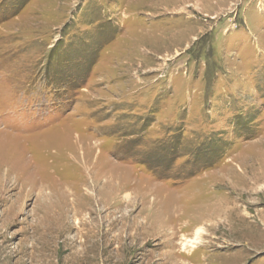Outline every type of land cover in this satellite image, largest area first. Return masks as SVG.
<instances>
[{
	"label": "rangeland",
	"instance_id": "1",
	"mask_svg": "<svg viewBox=\"0 0 264 264\" xmlns=\"http://www.w3.org/2000/svg\"><path fill=\"white\" fill-rule=\"evenodd\" d=\"M11 167L8 264H264V0H0Z\"/></svg>",
	"mask_w": 264,
	"mask_h": 264
},
{
	"label": "bare ground",
	"instance_id": "2",
	"mask_svg": "<svg viewBox=\"0 0 264 264\" xmlns=\"http://www.w3.org/2000/svg\"><path fill=\"white\" fill-rule=\"evenodd\" d=\"M179 1V0H178ZM178 5V4H177ZM179 6V5H178ZM77 139V138H76ZM72 160V159H71ZM82 161L85 163L86 161H85V158L83 157L82 158ZM93 162V161H92ZM87 164V163H86ZM84 166V165H83ZM12 168V167H11ZM1 171H2V169H1ZM3 172V171H2ZM93 173V172H92ZM13 174H15V172H14V168H12V169H9V170H7L4 174H2V176H0V186L1 187H5V185L3 186V183H7V182H11L12 184H14L15 186H17L20 182H19V178H16V177H18V176H16L15 178L13 177L12 179H11V177H12V175ZM244 175V174H243ZM245 176V175H244ZM253 180H254V182L257 184V182H259L260 181V178H257L256 177V179L255 178H253ZM21 181V180H20ZM22 181H24L23 179H22ZM27 182V181H26ZM22 184H23V182H22ZM22 184H21V186H22ZM27 184H30V183H27ZM92 184V183H91ZM106 185H107V183H106ZM9 186V185H8ZM25 187V186H24ZM35 187V186H34ZM92 187V186H91ZM90 187V188H91ZM98 187H100V185H98ZM97 187V188H98ZM15 188V187H14ZM17 188V187H16ZM26 188V187H25ZM85 188V187H84ZM96 188V187H95ZM220 188V187H219ZM5 189V188H4ZM24 189V188H23ZM102 189V188H101ZM232 189V188H231ZM90 190V189H89ZM103 190H104V187H103ZM1 191V190H0ZM5 191V190H4ZM91 191V190H90ZM89 191V192H90ZM33 192V191H32ZM101 192V191H100ZM99 191H98V193H100ZM254 192V191H253ZM111 193V192H110ZM87 194H88V192H87ZM91 194V193H90ZM95 194V193H94ZM122 194H125V193H122ZM129 194V193H128ZM219 194V193H218ZM237 195V194H236ZM246 195V194H245ZM119 196V195H118ZM126 196H129V195H126ZM222 196V195H221ZM223 196H225V195H223ZM250 196V195H249ZM264 196V195H263ZM41 197H42V195H41ZM95 197V196H94ZM99 197V196H98ZM220 197V196H219ZM226 197V196H225ZM230 197V196H229ZM247 197V196H246ZM256 197V196H255ZM87 198V197H86ZM1 199V198H0ZM114 199V198H113ZM116 199V198H115ZM118 199V198H117ZM122 199V198H121ZM120 199V200H121ZM257 199V198H256ZM127 200V199H126ZM240 200V199H239ZM242 200V199H241ZM255 200V199H254ZM6 201V200H5ZM84 201V200H83ZM85 201H86V199H85ZM96 201V200H95ZM88 202H90V200L88 201ZM123 202V201H122ZM127 202V201H126ZM218 202V201H217ZM83 203H85V202H83ZM115 203V202H114ZM117 203V202H116ZM124 203V202H123ZM111 204V203H110ZM109 204V205H110ZM119 204V203H118ZM129 204V203H128ZM213 204V203H212ZM84 205V204H83ZM90 205V204H89ZM108 205V204H107ZM117 205V204H116ZM123 205V204H122ZM222 205V204H221ZM112 206V205H111ZM121 206V205H120ZM126 206V205H125ZM18 207V206H17ZM76 207H77V204H76ZM88 207V206H87ZM115 207V206H114ZM78 208V207H77ZM118 208V207H117ZM75 209V208H74ZM113 209V208H112ZM81 210V209H80ZM102 210V209H101ZM109 210H111L110 208H109ZM229 210H230V208H229ZM82 211V210H81ZM5 212V211H4ZM66 212V211H65ZM76 212V211H75ZM91 212V211H90ZM101 212V211H100ZM104 212V211H103ZM66 213H68V210H67V212ZM78 213V212H77ZM96 213V212H95ZM196 213V212H195ZM214 213V212H213ZM3 214V213H2ZM91 214V213H90ZM109 214V213H108ZM114 214V213H113ZM228 214V213H227ZM79 216V215H78ZM102 216V215H101ZM127 217V216H126ZM215 217V216H214ZM226 217V216H225ZM78 218V217H77ZM106 218V217H105ZM108 218V217H107ZM114 218V217H113ZM118 218V217H117ZM120 218V217H119ZM122 218V217H121ZM219 218V217H218ZM228 218V217H227ZM74 219V218H73ZM91 219V218H90ZM93 219V218H92ZM224 219V218H223ZM101 220H102V218H101ZM110 220V219H109ZM93 221V220H92ZM123 221V220H122ZM134 221V220H133ZM216 221V220H215ZM228 221V220H227ZM246 221V220H245ZM81 222V221H80ZM221 222V221H220ZM224 222V221H223ZM79 223V222H78ZM85 223V222H84ZM112 223V222H111ZM126 223V222H125ZM233 223V222H232ZM185 224V223H184ZM168 225V224H167ZM92 226V225H91ZM119 226H121V225H119ZM184 226V225H183ZM86 227V226H85ZM96 227H97V224H96ZM138 227V226H137ZM167 227V226H166ZM88 228V227H87ZM98 228H99V226H98ZM118 228V227H117ZM123 228V227H122ZM124 228H125V226H124ZM186 227H182L180 230H184ZM206 228V227H205ZM204 227H202V224H201V226H198V227H196V229H195V231H194V237L193 238H190L191 240H186V237L183 239V242H182V246H181V248L182 249H180V250H183V251H186V247H189L190 249L192 248H194L195 246V244L198 242V240H199V238H200V235L203 233V231H204V229H205ZM120 229V228H119ZM170 229V228H169ZM179 229V228H178ZM177 229V230H178ZM77 230V229H76ZM220 230V229H219ZM93 231V230H92ZM113 231V230H112ZM128 231V230H127ZM130 231V230H129ZM206 231V230H205ZM208 231H209V229H208ZM212 231V230H211ZM110 232V231H109ZM131 232V231H130ZM136 232H138V231H136ZM210 232V231H209ZM217 232V231H216ZM89 233H90V231H89ZM119 233H120V230H119ZM129 233V232H128ZM133 233V232H132ZM171 233V232H170ZM169 233V234H170ZM213 233V232H212ZM211 233V234H212ZM138 234V233H137ZM172 234H174V233H172ZM177 234V233H176ZM175 234V235H176ZM83 235V234H82ZM120 235V234H119ZM174 235V236H175ZM179 235V234H178ZM251 235V234H250ZM77 236V235H76ZM128 236V235H127ZM188 236V235H187ZM183 237V236H182ZM170 238V237H169ZM77 239H78V237H77ZM115 239V238H114ZM132 240V239H131ZM142 240H143V238H142ZM165 240H167V238L165 239ZM173 240H174V238H173ZM201 240V239H200ZM133 241V240H132ZM175 241H177V240H175ZM164 242V241H163ZM222 243V242H221ZM87 244V243H86ZM135 244V243H134ZM85 245V244H84ZM112 245V244H111ZM124 245V244H123ZM127 245V244H126ZM164 245H165V243H164ZM86 246V245H85ZM200 246V245H199ZM92 247V246H91ZM170 248V247H169ZM174 248V247H173ZM4 249H5V247L3 248H1L0 249V257H1V253H2V251H4ZM124 249V248H123ZM191 249V250H192ZM198 249V248H197ZM199 250V249H198ZM187 252V251H186ZM195 252V251H194ZM205 252V251H204ZM209 252V251H208ZM9 253V252H8ZM170 253V252H169ZM178 254V253H177ZM195 254V253H194ZM193 254V255H194ZM207 254V253H206ZM16 252H12L10 255H9V257L11 258V260H12V258H14V257H16ZM170 255V254H169ZM168 255V256H169ZM203 255V254H202ZM211 255V254H210ZM84 256V255H83ZM185 256V255H184ZM188 256V255H187ZM192 256V255H191ZM208 256V255H207ZM45 257V256H44ZM212 257V256H211ZM38 258V257H37ZM7 259L8 258H5V259H1L0 258V263L1 264H8V261H7ZM182 260V259H181ZM206 260V259H205ZM45 261V260H44ZM48 261V260H47ZM169 261H170V259H169ZM178 261V260H177ZM190 262V261H189ZM201 262H202V260H201ZM203 262H204V260H203ZM209 262V261H208ZM170 263V262H169ZM174 263V262H173ZM188 263V262H187ZM210 263V262H209ZM16 264H35V261H34V259L32 258V257H30V260L29 261H24L23 260V253L21 254V256L17 259V263ZM46 264V263H45ZM47 264H50V263H47ZM194 264V263H193ZM196 264H198V263H196Z\"/></svg>",
	"mask_w": 264,
	"mask_h": 264
}]
</instances>
